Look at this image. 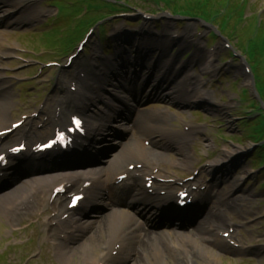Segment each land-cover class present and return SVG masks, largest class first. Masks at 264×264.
Returning a JSON list of instances; mask_svg holds the SVG:
<instances>
[{
    "label": "rangeland",
    "instance_id": "rangeland-1",
    "mask_svg": "<svg viewBox=\"0 0 264 264\" xmlns=\"http://www.w3.org/2000/svg\"><path fill=\"white\" fill-rule=\"evenodd\" d=\"M170 1L162 0L160 3V0H128L132 5V8L129 9L131 14L128 15L134 17L131 22L126 20H117V22L111 20L110 22L119 24L122 28L126 27L130 32H140L144 24L140 25L142 17L138 12H144V14L156 17L155 20H159L157 22L159 26L146 23V25L152 26L153 33L162 34L165 32L168 39L174 31L181 33L183 37L188 35L190 37L191 34L196 36L197 31H204V38L196 37V40L191 39L186 43L181 41L182 45H178L180 47H175V43L171 41L170 45L166 47L165 55H159L160 58H174L177 63L185 64L188 67L186 75L189 77L191 74L198 82L204 83V95L209 94L211 98L201 97L200 100H195L190 105L157 100L162 103H157V105L153 102L147 103L146 109L148 110L144 113V119L147 122L152 119L159 123L161 128L175 130V133L187 132V126L202 131L186 134V136H191V142L194 137V139L197 138L195 143L193 141L194 145H191V142L188 144L179 143L176 141L178 138L172 134L170 136L169 134L163 135V139L160 140L161 146L152 147L151 151L163 155L166 159V161L164 160L165 164L162 165L163 169L176 182L179 181L178 177L188 179L192 176L198 180V183L201 181V185H208V180L210 181L209 166L228 159V152L233 153L234 158L237 157L235 152H240V162L235 164L230 171L238 180H244L245 176L247 179L236 190L231 188L229 180L214 183L213 189L209 193L207 207L209 209L212 206L209 213L226 218L225 225L220 227L222 236L227 234L234 236L233 241H239L243 245V250L228 249L219 242L216 243L213 237H209L215 243L210 245L208 243L205 252H193V257L189 259V262L172 253L165 255L164 262L165 264H184V262L186 264H264V157L260 156L264 151V103H262L263 105L260 103L262 100L258 99L259 92H257L259 85L260 93L264 98V0ZM54 5L57 6L56 0L48 2L42 10L54 13L57 10ZM63 5L73 7L65 1L61 3V8ZM175 7L189 12L188 17L195 16L197 19L187 18L185 20L181 16H176L172 13ZM134 10L140 11L135 12ZM57 23L59 24H44L40 31L34 22L18 38H15L12 31L10 41L12 43L18 40L24 41L28 36L39 32L50 33L52 39L48 35L44 38L40 37L41 42L38 46L33 45L31 48L35 46L40 49L46 45L47 49L59 47L66 52L72 35L71 32L66 33L69 31L66 29L68 26L66 23H62V21ZM19 28L17 27V31L20 30ZM58 30H62L60 35L56 33ZM111 31L110 26L109 33ZM157 31L161 32L157 33ZM153 43L149 42V44ZM79 44L80 42L76 46ZM128 47L130 52L134 51V45ZM99 48V38L96 35L93 45L88 48L87 57H84L81 63L90 62L94 50ZM173 48H175L174 51ZM216 49L220 53L215 57L212 52ZM107 51L109 53V50ZM212 56L216 58H214L215 69L214 72L208 73L204 69V62L206 64ZM116 59L118 58L114 59V53H109L100 61V64L107 69V66L117 64L119 60L116 61ZM30 71L32 70L25 69L20 78L32 75ZM49 77L41 80L44 86L42 88L39 87V81L36 80L34 83L18 82L16 86L20 93L22 88L29 92L31 98L33 97L32 103H28L33 105V110L40 105L39 102L43 100L41 98L47 97L48 99L51 94L53 96L56 93L50 91L48 82L51 78L49 79ZM12 86L14 87V84ZM16 89L14 88L12 91L14 98ZM28 98L26 95L25 99ZM13 102L17 103L15 106L18 107L20 98L14 99ZM171 109L175 110V114L165 117L166 110ZM183 148L188 153L190 152L194 158H196V152L199 151L198 156L201 157V160L198 163L197 160L193 163V171L192 168L176 166V162L182 160L181 151ZM188 169L191 172L187 173ZM199 169L200 171L197 173ZM174 186L175 188L180 187L179 185ZM8 222L9 219L5 215H0V255L11 248L7 254L12 261L9 262L8 258V262L5 261L3 264H29L30 261L34 262L31 264H53V252L49 243L45 242L46 238L34 236V232L25 233L24 228L21 229V233L13 235ZM8 233L12 236H9ZM30 237L31 241H29ZM21 245L26 246L22 247ZM40 248L46 249L45 253L48 255L37 257L36 252ZM98 255L99 251L97 250L93 252L92 258H97ZM28 257H35V259L27 260ZM56 261L57 264L83 263L79 262L77 257L71 261H62L59 258ZM151 264L156 263L152 262Z\"/></svg>",
    "mask_w": 264,
    "mask_h": 264
},
{
    "label": "bare ground",
    "instance_id": "bare-ground-1",
    "mask_svg": "<svg viewBox=\"0 0 264 264\" xmlns=\"http://www.w3.org/2000/svg\"><path fill=\"white\" fill-rule=\"evenodd\" d=\"M37 7L38 6L35 5V1L33 0H0V24L6 25L7 27L26 26L33 24L35 21H40L45 17L44 15L46 14V12L38 10ZM191 39L192 37H189L188 35L183 40L188 42V40L191 41ZM161 41L165 42V38H161ZM124 59H128V61L131 62L128 66L136 68V71L130 69V73H128V71H120L119 73H117V70L112 69L108 71V75H110V77L117 79L121 77L122 74L127 73L129 75L135 76L133 74H135V72L137 73V69L144 67L145 70H148L150 72H148L145 76L148 77V79H152V74L155 77L154 81H156L157 83L153 85L152 92L150 91L148 94L152 93L154 96L161 95L165 99L171 100L175 103L178 102L181 105L182 103L190 105L191 103H194L193 101H198L201 99V97H205L203 96L205 88L204 83L198 82L197 80L195 81L191 76L188 77V79H185V77V80H183L182 82L179 80V75H185V69H181L182 67L177 68V62L173 59L163 58L160 62H158L156 58L152 59L151 55H142L139 57V59H136V62L133 61V58H129L127 55L124 56ZM124 62L126 64L128 63L126 60ZM138 63L142 64L138 65ZM215 64L216 63H214V57H210L206 64L204 62V69L206 70V72L212 73L214 72ZM116 67H121V64L116 65ZM148 74L149 76H147ZM148 79H144L146 83ZM122 81H117V84L119 86L118 88L120 89L134 84L136 82V79L130 80V83L127 82L126 84H124ZM146 83L140 86L138 82L136 87L131 89V93H140V96L143 95L144 97L147 96V98H149V95L147 93H144L147 89V86H145ZM2 87H4V85L0 86L1 89ZM150 87L151 85L149 86V88ZM91 92L92 91H90V89L88 88L86 92L88 94V98L85 97V102L91 101L89 99V95L90 98L94 95ZM9 94H7L5 90L2 92V94L0 93V122L7 121V118H9L8 112L12 105ZM72 96H74L75 100L78 99L80 101L81 99H83V96L76 97V94H73ZM97 100L100 101L102 100V98L98 96ZM142 131H147V134H154L151 137H156L158 135L167 136L168 134L170 136L169 130L166 127L161 128V125L159 123L143 126ZM172 135L178 138L176 141H179V143L182 142V144H184L190 142V137L186 136V134L183 132H172ZM181 152H183V150ZM235 154L237 155L236 158H234L233 153L228 152V159H225L222 163L213 164L211 168L208 169L209 173H211V176L215 177L217 181H219L220 178H225L229 180L230 183H233L235 187L234 190H236L237 188L239 189L247 179V176H245V181L242 179L235 180V178L231 174L232 172L230 170L235 164H238L240 162L239 159L241 158L240 152H235ZM154 156L156 155H153L151 156L152 158H149L147 149L132 144L126 151L121 152V154L117 157L113 168L112 165L110 166V168L122 175L121 173L125 172H123V170L125 169V164L130 163L133 159L135 160V158L137 160H144L147 165H150L148 167L154 168L157 166V161L153 159ZM181 157L182 160L176 162V166L187 167L188 163H192V158H189V154L187 152H183V155ZM222 166L223 168L221 169ZM85 168L86 167H82V169ZM149 172L150 176H148V178L150 179L165 178L160 174H156L154 171ZM36 183L31 181L28 186L23 185V187L20 190H17L14 195H11L10 197L5 196L1 200L2 202L0 205V215L7 214L10 209H15L18 204H21L23 201H25V203L28 202L33 194H36L38 193V191H40V186L45 185L43 190H45L46 192H48V190L55 186L54 180L52 179L48 180V182L44 181V184L40 183L39 181H36ZM96 186L97 183L91 181V187L89 191H92ZM139 186L141 189L138 190V195L134 196L132 206L135 208H137L138 206L142 209H146L149 217L151 219L155 218L161 211V209L166 207L169 203H162L161 198H158L159 200L152 199L151 194L148 190H146L145 185L144 187L142 185ZM161 186H163L165 190L173 189L171 188L172 186L168 183H163ZM163 188L161 190H163ZM157 193L159 194L158 191ZM42 195L46 196L45 192H42ZM225 219L226 218L222 216L211 213L206 220V224L209 230L198 229L197 231V235L201 236L200 239L197 238V236L196 238H194V236L192 235H185L184 237H180L179 239H172L166 236L154 237L146 232L139 246H136L132 240H134L135 235H137L138 233L133 230L144 231L143 228L140 226L132 225L127 230H125L124 225H127L126 221L128 219L125 216H118V214L112 213L108 218L101 222V226L95 227L96 230L89 236L86 242L77 246V248H75L74 246L71 247V249L70 247H66V250L60 251V257L69 259L77 257L78 260L83 259L84 264H124L126 262H130V264H149L150 262H146L141 255L143 251H146V255H149L150 261L155 262L156 264H165L164 257L169 252L175 253L180 257H182L183 254H186L187 257L192 258L193 253L191 251V245L195 246L196 249L205 252V247L200 243L203 240L202 238H205V236L209 235L215 238L220 237V232H222V230H220L219 227L225 225ZM62 225L65 226L66 230H70L69 234L66 232V236H68L67 239L71 238V240L74 239L76 242L78 241L77 237H79L80 234L85 233V231L87 232V230L92 227L91 225H89V227L84 230V224L77 220V218L71 220V222L69 223L62 222ZM198 240H200V242H198ZM103 243L108 244V249L106 248V252L102 254L100 258L93 259V252L97 251L99 247L104 245ZM116 245L120 246L121 249L118 253L120 255L114 257L110 253V251L113 247L115 248ZM67 249H70V251H67ZM124 252L127 254H124ZM128 253H132L133 255H130ZM182 258L184 259L185 257Z\"/></svg>",
    "mask_w": 264,
    "mask_h": 264
},
{
    "label": "trees",
    "instance_id": "trees-1",
    "mask_svg": "<svg viewBox=\"0 0 264 264\" xmlns=\"http://www.w3.org/2000/svg\"><path fill=\"white\" fill-rule=\"evenodd\" d=\"M174 9H176V10H180L179 7H175Z\"/></svg>",
    "mask_w": 264,
    "mask_h": 264
},
{
    "label": "snow or ice",
    "instance_id": "snow-or-ice-1",
    "mask_svg": "<svg viewBox=\"0 0 264 264\" xmlns=\"http://www.w3.org/2000/svg\"><path fill=\"white\" fill-rule=\"evenodd\" d=\"M77 124H79V121H76Z\"/></svg>",
    "mask_w": 264,
    "mask_h": 264
}]
</instances>
